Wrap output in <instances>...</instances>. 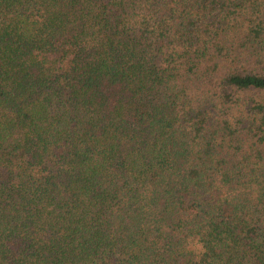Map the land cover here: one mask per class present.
<instances>
[{
  "label": "trees",
  "instance_id": "trees-1",
  "mask_svg": "<svg viewBox=\"0 0 264 264\" xmlns=\"http://www.w3.org/2000/svg\"><path fill=\"white\" fill-rule=\"evenodd\" d=\"M0 264H264V0H0Z\"/></svg>",
  "mask_w": 264,
  "mask_h": 264
},
{
  "label": "clouds",
  "instance_id": "clouds-1",
  "mask_svg": "<svg viewBox=\"0 0 264 264\" xmlns=\"http://www.w3.org/2000/svg\"><path fill=\"white\" fill-rule=\"evenodd\" d=\"M197 247H198V249H202L203 248V245L202 244H199Z\"/></svg>",
  "mask_w": 264,
  "mask_h": 264
}]
</instances>
